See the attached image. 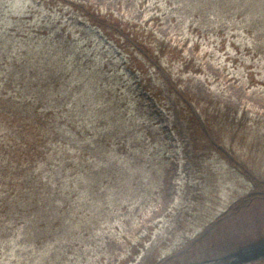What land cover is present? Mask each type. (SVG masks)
<instances>
[{
    "label": "rangeland",
    "instance_id": "1",
    "mask_svg": "<svg viewBox=\"0 0 264 264\" xmlns=\"http://www.w3.org/2000/svg\"><path fill=\"white\" fill-rule=\"evenodd\" d=\"M67 1L78 5L91 4L105 13L129 16L132 11L136 21H142L141 17L150 18L159 7L165 8L164 0H142L138 12L136 2L126 0L122 2V9L118 7L119 0ZM188 1L192 2V8L201 5L204 11H220L223 7L225 11L219 13L222 14V21L227 18V14L234 19L244 15L243 10H247L245 14H248L247 20H250L255 17L254 14L261 12L264 5V0ZM48 2L0 0V28H5L6 31L13 28L16 30L20 24L26 28L34 27L31 15L38 17L40 11L45 12L39 5H47ZM52 10L53 13H47L56 20H62L65 25L70 23L71 16L64 15L67 9L64 13L55 7ZM237 12L239 14L235 15ZM220 22L219 18L216 24ZM210 24L206 19L201 21L204 28ZM79 32L84 35L81 29ZM173 33L171 28L169 36ZM230 33L231 31L220 34L216 31V41H206L204 51L196 54L193 44L187 47L176 36L171 37L172 47L176 44L183 48L181 56L184 62L178 64L176 54H166L158 65L161 75L153 82L164 91L165 84L170 82L176 85V94L166 95L170 119L177 123L172 129L168 145H163L156 126L157 122H164L166 118L157 112H154L157 117L155 122L140 123L136 119V127L130 128L135 130L136 135V151H132L131 142L120 147V150L116 146L118 142L127 139L125 133L126 138L123 134H120V139L110 137L109 134L114 135L117 126L111 122L113 117L99 113L101 115L93 120V113H98L93 105L92 109L87 106L70 107L76 121L73 133L77 134L72 136L70 144H66L67 153L63 146L58 151L61 158L69 159L65 166L70 170L66 172L68 176L62 175L52 180L54 187L51 191L55 192L52 195L55 203L49 214L65 221L63 231L71 238L65 236L61 241L54 238L49 243L40 237L39 232H34L26 220H22L19 239H13V235L0 238V264H56L55 259L61 256L65 248L61 245L74 242L73 237L81 231V226H78L80 218H75V215L82 203L85 205L90 202L85 199L82 201L88 193L83 192L80 184L82 181L87 182L88 175L92 182L90 172L100 173L102 162L107 159L113 164L114 172L107 178L102 176L100 185L93 183L100 186V193H104L112 205L116 204L112 207L113 216L108 220L103 218V214L109 210L102 204L95 206V210L90 212L91 215L96 214L101 222L98 235L103 239L102 244L95 249L86 247V242L81 243L87 249L84 253L77 245L74 253L65 257V264H128L125 261L133 245L139 253L135 262L130 264H150V260L152 264H264V195L254 191V182L246 176L243 164L246 163L245 159H250V153L246 152L245 159H241L243 157H239V152H225L220 144L211 142L225 155L215 150L216 156L202 161L199 170H196L195 163L191 162L194 158L190 157V139L178 119L179 115L193 112L202 123L203 111L199 110L205 106L197 105L201 103L197 101L198 98L216 101L220 105L218 108L230 107L237 109L239 114L246 112L255 120L264 119V55L260 52L264 49V30L258 31L261 39L256 37L255 40L246 34L238 36L235 46L230 44V39L227 42L222 40L224 35ZM158 34L161 38H169L167 33L159 31ZM5 46L6 44L1 47ZM236 46L246 56H242L245 66L239 68L236 74L241 77L246 72L245 67L247 71L252 68L259 78L254 88L236 83L222 73L224 65L229 66L226 54L234 52ZM192 58H197L203 64V74L195 76ZM143 61L142 65L145 64L151 71L155 69L153 62L147 58ZM187 61L189 63L186 65ZM176 102L178 103L175 105ZM120 123L121 120H118V131L122 128ZM141 137L148 138L150 151L149 147L146 148L147 145L139 146L137 138ZM110 142L115 151L113 154L107 153V144ZM213 150L212 147L208 148L209 157L214 153ZM227 159L233 160L232 165L227 163ZM249 170L254 171L252 179L259 185L256 188L264 189V161L261 162V155L255 170L254 166ZM114 178L116 187H113ZM45 200L50 201L44 207L46 210L53 202L51 197ZM118 200H122V203H117ZM38 222L41 223V220ZM66 251L69 252V249L66 248Z\"/></svg>",
    "mask_w": 264,
    "mask_h": 264
},
{
    "label": "trees",
    "instance_id": "2",
    "mask_svg": "<svg viewBox=\"0 0 264 264\" xmlns=\"http://www.w3.org/2000/svg\"><path fill=\"white\" fill-rule=\"evenodd\" d=\"M39 1L49 2L48 6L41 4L46 11L41 13L37 24L34 23L35 28H26L21 24L16 30L13 28L6 31L5 28H0V238L13 235V239H19V225L22 220H26L34 232H39L42 239L51 243L54 238L59 241L65 236L71 238L63 231L65 221L49 214L55 203L52 198L55 192L51 191L54 187L52 180L62 175L68 176L66 172L70 170L65 166L69 159L61 158L58 154L61 147L65 150L66 144H70L72 136L77 134L73 133L76 121L70 107L87 106L92 109L93 105L94 110H98V113H93V120L101 114L113 117L111 122L117 126L114 135L109 134L110 137L119 138L123 133L127 137L116 144L118 149L131 142V150L136 151L135 130L130 128L136 127V119L140 123H153L156 119L152 109H147L143 100L153 98L158 105L163 102V99L157 98L160 92L154 91L151 80L138 90L136 97V83L142 85L147 77L145 66L134 64L132 57L124 65L133 82L128 85V82L122 81L120 86L122 74L119 73V67H115L117 72L112 70L115 65L108 63V56L103 53L107 43L115 39L117 32L129 35L127 31L130 29L131 34L136 35V47L149 57H155L153 53L156 52L165 55L167 47L148 31L150 29L147 25L135 24L128 19V22H123V19L110 13H101L94 7L80 8L67 0ZM54 7L63 13L67 9L64 15L71 16V25H65L62 20H56L47 13H53ZM257 19L259 21L254 24L255 27L263 26L264 30V13L262 18ZM77 20L84 22V25H76ZM79 29L84 33L83 38L76 36L80 34ZM4 44L6 46L2 48ZM136 71L137 75L134 74ZM197 73H200L198 68L195 69V74ZM197 101L201 102L197 105L205 106L199 110L203 111L202 126L193 112L181 117L182 122L187 125L186 133L192 147L191 157L194 158L191 162L195 163L196 170H199L202 161L214 156L216 151L220 153L223 150L231 154L239 152V157H243L241 159H245L246 152L250 153V159H245L246 163L243 164L246 176L254 182V191L264 195V189L256 188L259 185L252 179L254 171L249 170L252 166L255 170L260 155L261 162L264 161V119L255 120L246 112L239 114L237 109L230 107L218 108L219 104L206 98H198ZM118 120H121L119 126L122 127L119 131ZM171 124L165 122L164 129L157 128L158 134H162V142L169 141L167 127ZM137 139L139 146L149 147L148 138ZM104 141L102 137V142ZM212 141L220 144L222 150L213 145ZM107 147V153H115L112 142ZM210 147L214 148V153L209 157L207 150ZM65 152L67 153V147ZM222 158L226 161L225 157ZM232 161L227 159V163L231 165ZM102 167L100 173L90 172L92 182L87 174V182L82 181L80 184L83 192L88 193L82 201L85 199L90 202L85 205L82 203L75 215V218H80L78 226H81V231L73 237L74 242L61 245L65 248L61 256H56V264H65V257L72 255L77 245L83 253L87 251L85 244L81 243L86 242V247L95 249L102 244L103 239L98 235L101 222L96 214L91 215L90 212L95 210V206L102 204L109 210L103 214V218L108 220L113 213L112 207L116 205H112L111 200L100 193V186L97 185L102 176L107 178L114 172L113 164L107 159L102 162ZM115 185L114 178L113 187ZM49 197L53 203L45 210V205L50 202L45 198ZM117 203H122V200ZM128 253L125 262H135L139 253L136 246H131Z\"/></svg>",
    "mask_w": 264,
    "mask_h": 264
}]
</instances>
